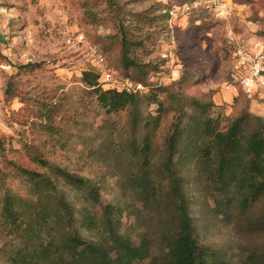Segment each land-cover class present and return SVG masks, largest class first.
Returning a JSON list of instances; mask_svg holds the SVG:
<instances>
[{
  "label": "rangeland",
  "instance_id": "374dc122",
  "mask_svg": "<svg viewBox=\"0 0 264 264\" xmlns=\"http://www.w3.org/2000/svg\"><path fill=\"white\" fill-rule=\"evenodd\" d=\"M120 26L130 40L142 42L135 58L140 67H151L147 84L176 90L181 80V92L197 99L210 96L213 101L217 92L227 91L238 61L264 52V0H113L112 6L105 0H0V198L5 189L25 191L18 168L40 171L28 158L40 153L69 171L101 180V206H128L119 232L135 241L139 234L148 235L152 257L161 264L164 207L159 215L142 211L122 176L128 155L114 156L109 143L110 135L119 133L124 140L131 134L127 113L105 115L90 106L79 83L82 71L96 73L97 56L117 79H137L138 72L120 62ZM27 64L33 67L23 68ZM8 85L10 98L4 95ZM52 103L62 116L55 120L58 135L48 134L34 117L43 104ZM232 103L214 105L212 116L225 120L246 109L236 106L238 98ZM155 110V105L148 108L144 132L152 162L170 122V116L156 118ZM181 174L197 245L230 264H256L248 258L264 251V230L256 226L264 215V196L249 210L247 217L255 223L249 226L244 218L216 215V204L196 172ZM84 238L93 235L84 233ZM3 248L0 239V264H7Z\"/></svg>",
  "mask_w": 264,
  "mask_h": 264
},
{
  "label": "trees",
  "instance_id": "16d2710c",
  "mask_svg": "<svg viewBox=\"0 0 264 264\" xmlns=\"http://www.w3.org/2000/svg\"><path fill=\"white\" fill-rule=\"evenodd\" d=\"M105 1L113 5V0ZM119 42L123 68L138 72L133 81L144 85L147 92L103 90L92 70L82 71L79 83L90 106L105 115L127 113L131 134L124 140L119 133L116 138L110 135L109 143L114 156L121 152L128 155V168L122 176L142 211L159 215L164 207L167 217L160 223L163 228L158 235L164 253L161 264H230L195 242L187 184L181 172H196L205 193L216 204V215H235L249 226L255 225L247 214L264 196V116L250 114L246 108L223 120L212 116L210 96L197 99L184 95L181 80L176 90L147 84L151 67H140L135 58L142 42L130 40L122 26ZM29 67L33 65L23 66ZM4 95L13 97L9 85ZM151 105L156 106V118L170 116L153 162L144 133ZM59 110L55 103L43 104L34 116L43 121L50 135L59 134L55 122L62 118ZM136 132L142 134L137 137ZM28 158L40 171L18 168L25 191L5 189L0 198V239L7 264H157L148 235L139 234L135 241L119 232L120 218L128 206H101V180L69 171L40 153L32 152ZM256 226L264 230V215ZM84 233L93 238H84ZM248 260L264 264V251L251 254Z\"/></svg>",
  "mask_w": 264,
  "mask_h": 264
},
{
  "label": "built area",
  "instance_id": "2783aa9c",
  "mask_svg": "<svg viewBox=\"0 0 264 264\" xmlns=\"http://www.w3.org/2000/svg\"><path fill=\"white\" fill-rule=\"evenodd\" d=\"M189 8L184 6L183 10L188 11ZM94 61L93 67L98 75L99 84L105 83L112 90L128 94L146 92L141 83L117 79L115 73L107 68L100 56H97ZM235 88L251 101L264 105V52H259L249 59H241L237 62L231 74L230 82L225 84V90L237 91Z\"/></svg>",
  "mask_w": 264,
  "mask_h": 264
},
{
  "label": "crops",
  "instance_id": "0c3cea01",
  "mask_svg": "<svg viewBox=\"0 0 264 264\" xmlns=\"http://www.w3.org/2000/svg\"><path fill=\"white\" fill-rule=\"evenodd\" d=\"M238 98V101L241 103L236 104V106L239 108L242 104L246 106L247 110L257 116H264V106L262 105H256L251 100L247 99L242 94H236L233 90H221L220 92H217L213 97V103L215 106L221 105L224 103H230L234 105V100ZM259 106V107H258ZM263 111L262 113H260Z\"/></svg>",
  "mask_w": 264,
  "mask_h": 264
}]
</instances>
